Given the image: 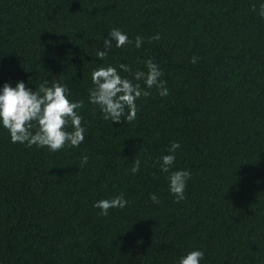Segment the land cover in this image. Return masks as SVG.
Instances as JSON below:
<instances>
[{"label":"trees","instance_id":"obj_1","mask_svg":"<svg viewBox=\"0 0 264 264\" xmlns=\"http://www.w3.org/2000/svg\"><path fill=\"white\" fill-rule=\"evenodd\" d=\"M261 4L0 0V89L64 84L70 100L84 102L85 127L83 143L53 153L12 143L0 126V264H178L193 250L204 252L200 264H264ZM113 28L144 43L113 42L100 60ZM148 59L169 94L147 89L135 120H104L89 103L92 72L113 66L144 88L133 73H146ZM173 142L180 147L165 173L158 161L173 154ZM134 159L141 161L135 175ZM178 170L191 178L176 203L169 176ZM121 193L124 209L104 217L93 207Z\"/></svg>","mask_w":264,"mask_h":264},{"label":"clouds","instance_id":"obj_2","mask_svg":"<svg viewBox=\"0 0 264 264\" xmlns=\"http://www.w3.org/2000/svg\"><path fill=\"white\" fill-rule=\"evenodd\" d=\"M259 15L264 18V4L260 6ZM151 39L159 40V34ZM113 42L116 48L133 44L139 49L144 40L137 36L133 42L121 30L113 28L103 39V50L97 51L98 59L106 58L108 50L113 47ZM197 60L198 57L193 56L190 62L195 64ZM145 67L146 73L139 70L133 73L135 81H144V88L140 83L122 77L113 66H102L92 72L93 87L89 90V103L100 108L104 120H110L112 123L135 120L138 112L136 101L150 95L147 89L157 88L161 97L169 94L165 82L160 79L163 73L158 65L148 59L145 61ZM119 69L123 72H131L126 64H120ZM83 106V101L70 100L69 89L59 82H54L49 87L45 81L35 91L29 90L24 82H17L15 87L5 83L0 89V126L8 131L12 143L26 144L28 147H45L55 153L66 146L78 147L83 143L85 127L82 124L83 118L79 114ZM69 128L71 131L68 130ZM179 147L178 142H173L169 149L173 154L160 158L158 162L162 172H169L176 159L174 153ZM87 161L88 157L83 156L80 167L86 165ZM140 165L141 161L134 159L131 168L133 175L140 170ZM190 178L191 174L186 170L171 172L169 191L175 197L176 203L185 199L186 182ZM150 200L159 203L155 194L150 196ZM128 203L129 201L121 193L112 199L100 200L93 207L100 210L99 215L106 217L109 209H124ZM203 258V251L193 250L180 258L178 264H200Z\"/></svg>","mask_w":264,"mask_h":264}]
</instances>
